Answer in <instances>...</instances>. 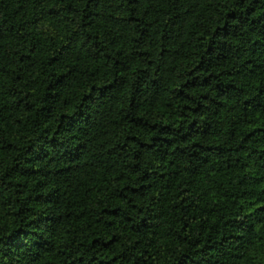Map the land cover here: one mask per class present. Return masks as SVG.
Listing matches in <instances>:
<instances>
[{
	"label": "trees",
	"instance_id": "trees-1",
	"mask_svg": "<svg viewBox=\"0 0 264 264\" xmlns=\"http://www.w3.org/2000/svg\"><path fill=\"white\" fill-rule=\"evenodd\" d=\"M0 264H264V0H0Z\"/></svg>",
	"mask_w": 264,
	"mask_h": 264
}]
</instances>
